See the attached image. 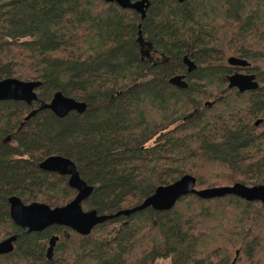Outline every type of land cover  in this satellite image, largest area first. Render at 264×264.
<instances>
[{
	"label": "trees",
	"instance_id": "1",
	"mask_svg": "<svg viewBox=\"0 0 264 264\" xmlns=\"http://www.w3.org/2000/svg\"><path fill=\"white\" fill-rule=\"evenodd\" d=\"M145 18L105 0H0V81H39L0 101V264H264V204L186 195L87 235L18 226L9 199L61 208L78 192L41 169L72 160L93 188L84 212L133 209L186 175L196 189L264 185V0H148ZM141 33V36L139 35ZM227 52L246 60L226 65ZM192 66V69H190ZM235 73L260 87L229 88ZM185 76L187 87L170 81ZM57 93L87 105L57 117Z\"/></svg>",
	"mask_w": 264,
	"mask_h": 264
},
{
	"label": "water",
	"instance_id": "2",
	"mask_svg": "<svg viewBox=\"0 0 264 264\" xmlns=\"http://www.w3.org/2000/svg\"><path fill=\"white\" fill-rule=\"evenodd\" d=\"M107 3H116L125 10H135L145 18L144 10L147 0L133 2V0H105ZM183 3L186 0H178ZM141 36V33H139ZM229 65L245 68L248 66L246 60L238 57H230ZM192 69V66L191 68ZM185 76H176L171 79V83L176 86L187 87L184 81ZM229 88L237 89L239 92L256 91L260 85L254 74L235 73L228 77ZM39 81H22L16 78H8L0 81V101H22L32 105L38 100L36 90L40 87ZM46 108L51 110L57 117L65 118L71 112L83 113L87 105L75 99L65 97L62 93H57ZM41 169L47 172H56L69 176V185L77 190L76 198L68 205L61 208H50L41 203L24 204L16 197L9 199L10 213L13 221L28 232H41L51 226H65L80 235L87 236L93 229L115 217L130 216L138 211L153 208L156 211H169L177 201L186 195H196L202 199L220 198L233 195L249 202L259 201L264 204V185L247 186L236 184L234 186L196 189V179L186 175L177 182L160 187L154 195L144 201L143 204L129 210L120 211L114 215L101 216L96 211L84 212L82 203L93 192V188L81 179L75 163L62 156H51L43 161ZM18 236L14 235L0 242V255L8 254L13 251L14 243Z\"/></svg>",
	"mask_w": 264,
	"mask_h": 264
},
{
	"label": "rangeland",
	"instance_id": "3",
	"mask_svg": "<svg viewBox=\"0 0 264 264\" xmlns=\"http://www.w3.org/2000/svg\"><path fill=\"white\" fill-rule=\"evenodd\" d=\"M233 56H234V55H232V53L227 52V59H228V60H229L230 57H233ZM225 64H226V65H229V63H228L227 60L225 61ZM259 64H260V66H261L262 68H264V61L260 62ZM160 264H169V262H163V263H160Z\"/></svg>",
	"mask_w": 264,
	"mask_h": 264
},
{
	"label": "flooded vegetation",
	"instance_id": "4",
	"mask_svg": "<svg viewBox=\"0 0 264 264\" xmlns=\"http://www.w3.org/2000/svg\"><path fill=\"white\" fill-rule=\"evenodd\" d=\"M136 1H140V0H133V2H136ZM178 1V0H177ZM179 2V1H178ZM185 2V1H184ZM183 2V3H184ZM145 6H147V7H145V11L147 12L148 11V9H149V7H150V5H149V1L147 0V2L145 3ZM134 12H136L137 14H140L141 16H142V14L141 13H139V12H137V11H135V10H133ZM243 74H245V73H243Z\"/></svg>",
	"mask_w": 264,
	"mask_h": 264
}]
</instances>
